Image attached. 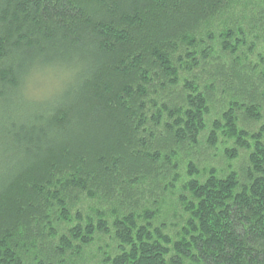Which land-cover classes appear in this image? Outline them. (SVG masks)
<instances>
[{
    "label": "trees",
    "instance_id": "obj_1",
    "mask_svg": "<svg viewBox=\"0 0 264 264\" xmlns=\"http://www.w3.org/2000/svg\"><path fill=\"white\" fill-rule=\"evenodd\" d=\"M0 264H264V0H0Z\"/></svg>",
    "mask_w": 264,
    "mask_h": 264
}]
</instances>
